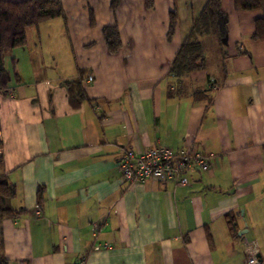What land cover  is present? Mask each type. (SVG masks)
<instances>
[{
	"label": "crops",
	"instance_id": "0c3cea01",
	"mask_svg": "<svg viewBox=\"0 0 264 264\" xmlns=\"http://www.w3.org/2000/svg\"><path fill=\"white\" fill-rule=\"evenodd\" d=\"M59 1L63 17L27 27L4 55L0 174L22 213L0 220V264H246L241 237L264 257V40L253 38L264 10L221 0L225 45L203 38L204 68L176 80L170 65L207 0H119L114 11L111 0ZM78 78L89 101L73 109L62 83ZM156 145L212 167L187 172L185 186L124 183L122 151Z\"/></svg>",
	"mask_w": 264,
	"mask_h": 264
},
{
	"label": "trees",
	"instance_id": "16d2710c",
	"mask_svg": "<svg viewBox=\"0 0 264 264\" xmlns=\"http://www.w3.org/2000/svg\"><path fill=\"white\" fill-rule=\"evenodd\" d=\"M235 9L241 12L263 11L264 0H233ZM146 8L153 7L152 0H145ZM119 0H111L110 8L114 11ZM63 17V10L59 0H0V92H5L9 85V72L6 68L4 55L6 52L25 45V29L38 26L46 21ZM177 15L171 13L167 37L170 38L175 31ZM107 47L116 52L120 46L118 30L116 27L103 29ZM214 36L222 45L226 43V16L222 11L221 0H207L201 12L196 16L183 38L169 68V75L181 80L186 75L200 71L204 68L201 52V40ZM253 38L264 40V17L255 20ZM66 92L68 104L77 109L83 102L89 100L80 78L62 83ZM42 189L38 192V203H41ZM16 197L15 188L7 177L0 174V220L14 218L22 213L12 208V201ZM230 231L236 234L234 217L226 215Z\"/></svg>",
	"mask_w": 264,
	"mask_h": 264
},
{
	"label": "built area",
	"instance_id": "2783aa9c",
	"mask_svg": "<svg viewBox=\"0 0 264 264\" xmlns=\"http://www.w3.org/2000/svg\"><path fill=\"white\" fill-rule=\"evenodd\" d=\"M91 78L87 79L90 82ZM212 163L208 156L190 149L171 150L159 145L141 153L130 149L122 151L118 162L121 180L127 185L143 184L149 180H170L177 186L188 184L187 172H209ZM39 216V212H35ZM96 236L97 224H93ZM246 264H264V257H258V246L254 241L241 237ZM99 245L95 250H99Z\"/></svg>",
	"mask_w": 264,
	"mask_h": 264
},
{
	"label": "water",
	"instance_id": "95a60500",
	"mask_svg": "<svg viewBox=\"0 0 264 264\" xmlns=\"http://www.w3.org/2000/svg\"><path fill=\"white\" fill-rule=\"evenodd\" d=\"M245 233H246V231H240V232H238L237 235L240 237V236H243ZM258 257H261L260 253L258 254Z\"/></svg>",
	"mask_w": 264,
	"mask_h": 264
}]
</instances>
